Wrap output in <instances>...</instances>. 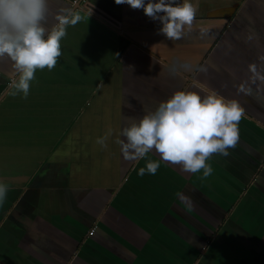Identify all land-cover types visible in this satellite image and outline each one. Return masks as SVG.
<instances>
[{
    "label": "crops",
    "instance_id": "0c3cea01",
    "mask_svg": "<svg viewBox=\"0 0 264 264\" xmlns=\"http://www.w3.org/2000/svg\"><path fill=\"white\" fill-rule=\"evenodd\" d=\"M192 3L190 30L165 40L126 4L49 0L46 27L68 21L61 55L27 96L0 58V264H264V81L248 72L264 64V0ZM177 90H214L244 110L204 180L165 161L137 175L158 155L125 159L116 143Z\"/></svg>",
    "mask_w": 264,
    "mask_h": 264
},
{
    "label": "clouds",
    "instance_id": "9594fccd",
    "mask_svg": "<svg viewBox=\"0 0 264 264\" xmlns=\"http://www.w3.org/2000/svg\"><path fill=\"white\" fill-rule=\"evenodd\" d=\"M140 9L151 21L158 23L157 34L165 40L179 39L190 30L196 14L192 0H113ZM49 0H0V58L7 57L17 70L14 87L27 96L29 83L37 69L51 71L61 55V39L65 36L67 19L46 27ZM91 12V10H90ZM90 15V14H89ZM79 17L72 20L76 23ZM264 61V56L259 58ZM250 80L264 81V64L248 65ZM195 87L203 89L200 84ZM237 92L247 93L244 83ZM244 110L234 99H226L214 90L206 94L190 90L174 91L155 108L119 129L116 143L125 159L139 161L150 152L159 159H145L137 175H154L161 161L178 165L181 171L209 177L214 169L207 161L213 154L228 155L239 139V121ZM109 129L96 143L105 146ZM7 186L0 183V204Z\"/></svg>",
    "mask_w": 264,
    "mask_h": 264
},
{
    "label": "water",
    "instance_id": "95a60500",
    "mask_svg": "<svg viewBox=\"0 0 264 264\" xmlns=\"http://www.w3.org/2000/svg\"><path fill=\"white\" fill-rule=\"evenodd\" d=\"M79 3H80V2H79ZM79 3H78V4H79ZM72 4H73V3H72ZM15 80H16V79H15ZM15 80H14V81H15ZM14 81H13L12 83H9V85L14 84Z\"/></svg>",
    "mask_w": 264,
    "mask_h": 264
}]
</instances>
